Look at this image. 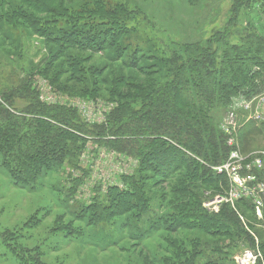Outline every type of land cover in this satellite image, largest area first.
I'll list each match as a JSON object with an SVG mask.
<instances>
[{"label":"rangeland","instance_id":"obj_1","mask_svg":"<svg viewBox=\"0 0 264 264\" xmlns=\"http://www.w3.org/2000/svg\"><path fill=\"white\" fill-rule=\"evenodd\" d=\"M20 2L0 0V127L18 132L0 144V264H237L250 251L264 264V199L261 217L251 201L228 202L227 178L213 172L230 152L225 114L264 76V0H49L62 13L46 26L54 42L14 17ZM73 37L95 51L75 52ZM201 64L210 74L200 81L222 74L205 106L191 82L176 87L178 73L187 82ZM75 99L92 101L102 121L68 107ZM26 130L65 150H31ZM139 134L189 146L186 164L166 176L146 169V151L163 146ZM236 140L243 157L256 156L264 127L242 126Z\"/></svg>","mask_w":264,"mask_h":264},{"label":"trees","instance_id":"obj_2","mask_svg":"<svg viewBox=\"0 0 264 264\" xmlns=\"http://www.w3.org/2000/svg\"><path fill=\"white\" fill-rule=\"evenodd\" d=\"M20 1H21L20 4L17 5V9H14L12 11L14 13V17L16 18L17 16H19V18L24 21V24L26 25L27 28L31 29V31H33V33L39 34L41 37H43V35H45L46 28H47L46 26H48L50 23L55 24L57 21V18H59L60 15H62V13L59 14V13L54 12L55 9L50 5L49 0H20ZM45 5H49L48 9L41 10L40 7L45 6ZM22 8H24V10ZM28 10L33 11L35 13V15H39V14L50 15V14H52L54 21L53 20L50 21V20H44V19H41V20L36 19L34 17V15H31V13L27 12ZM6 22L9 25H11L12 27H14L13 19L9 20L7 18ZM77 27H80V25L79 24L73 25V28H77ZM0 31H1V29H0ZM6 35L4 38H8V35L7 36ZM45 37H47V39L49 41H51V42L53 41V39L48 37V35H45ZM77 39L78 38H75V37L70 38L69 39L70 43L68 44V47L75 50V52L79 51L80 53L87 52V51H89L88 49L95 51L94 49H92V47L89 45V43H85L84 41H80ZM115 42H117V38L114 34V37L112 38L110 43H115ZM62 53H63L62 49L59 50L57 53H54L52 55L53 56L52 60L56 61L60 56L63 55ZM71 57L73 58V63L71 64L72 65L71 68H73L75 71H78L80 69H85V67L82 65L83 61H79L74 56H71ZM69 58H70V56H69ZM261 64H263V66H264V56H263V59L261 61ZM199 65H200V63H196V66H199ZM194 69L195 68L192 67V71ZM94 71L95 70H93V72ZM201 71H202V74L200 73V71H198L195 78L191 77V74H189L188 75L189 80L187 82H186L185 77L188 73H186L185 76L183 75V77L181 76L179 78H178V75H179V73H178V75L176 77V82H178V85H176V87L179 86L180 89H186L187 83L191 82L192 87H194V92H196L197 97H201V99L203 100V103H204L203 106H205V105H208L211 101H213V99L215 98V94L220 92V89H221L220 86H218L216 84L218 88H215V83H218V81H216V80L221 81L222 74L220 73V71L212 73L210 75V79H212L213 82H211L209 84V82L200 81V76L204 75V73L206 74V76H209L208 75V74H210L209 73V67L201 64ZM95 74H96V72H95ZM97 76H99V75H97ZM262 78H264V76L261 78L257 77V76L252 77V79H250V84H248V86L244 87L243 89H240L238 93L242 92L243 93L242 96H245V97H249V96L257 95V94L261 93L262 91H264V82H262V80H261ZM203 106H201V107H203ZM1 108L2 107H0V109ZM200 109L201 108L198 107L197 111H199ZM6 113H8V112L6 111ZM141 116H142V114L139 115V111L134 112L133 118H132L133 123L137 122ZM117 121H119V120H117ZM8 122L10 124H13L11 122V119H9ZM146 131L148 133L149 129H146ZM9 132H11V133L9 134ZM15 132H17V130H15L14 128L11 129L9 126H7V124H5L3 127H0V144H1V146H3V147L8 146L6 144H3V142L7 143L8 139H9V135L13 136ZM32 132H35V131L34 130H26L21 135V136H25V138H31L32 139V141L29 144V145H31L30 146L31 150H33V151L38 150V152H40V153L46 152V154H51L53 156L58 155L65 150V148L63 149V147H62V150L58 147V141L54 142V143L53 142L48 143V141L47 140L45 141V139L43 137L42 138L39 137V135H41V134H34ZM137 134L138 133L133 134V137H136ZM139 135L141 136V138H145V139H142L145 142H148L150 144L151 143L162 144L161 146H163V147H152L151 146L150 150L146 151V153L144 155V161H145V168L146 169L147 168H153V170L154 171L156 170L157 172L159 170L160 175L166 176V172H169L170 170L175 169L177 167H182L183 165L186 164V161H185L186 160V152L190 153V151H188L190 149L189 146H187L185 148L184 145H182V146L177 145L176 143H174V141L171 140V137L162 136L161 134L160 135L159 134H153V135L152 134H148V135L139 134ZM191 146H193V145H191ZM187 148H189V149L186 150ZM209 155H210V151L208 149H206V150L204 149L202 156L205 158H208ZM41 159H43V158H41ZM7 160H8V157H7L6 161ZM44 160L46 161V158H44ZM34 169L35 168L26 169L23 172V174L28 175V172L33 171ZM32 175H33V173H32ZM134 194L135 193H133V195ZM146 201L147 200H143L142 204L146 205Z\"/></svg>","mask_w":264,"mask_h":264},{"label":"built area","instance_id":"obj_3","mask_svg":"<svg viewBox=\"0 0 264 264\" xmlns=\"http://www.w3.org/2000/svg\"><path fill=\"white\" fill-rule=\"evenodd\" d=\"M40 86L45 87L48 96L52 98V92L46 88L45 83L40 82ZM67 106L86 111L87 113L83 115L89 124L94 122L96 111H98V119L102 121L101 111L92 101L69 100ZM239 112L242 113L240 120L237 116ZM223 121L222 133L227 138L230 152L227 161L213 168V172L227 178L228 202L251 201L256 207L257 216L261 217L260 209L264 199V151L256 153V156L250 154L248 157H243L238 151L236 136L240 128L248 124L264 127V91L249 97L242 96L225 114ZM217 198L220 197L207 203L206 207L216 211ZM256 257V252L250 251L246 256L237 257L235 261L237 264H255Z\"/></svg>","mask_w":264,"mask_h":264}]
</instances>
